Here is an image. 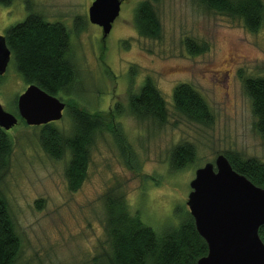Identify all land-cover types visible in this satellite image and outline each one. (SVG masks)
<instances>
[{"label": "rangeland", "instance_id": "obj_1", "mask_svg": "<svg viewBox=\"0 0 264 264\" xmlns=\"http://www.w3.org/2000/svg\"><path fill=\"white\" fill-rule=\"evenodd\" d=\"M91 1L0 4V34L23 20L29 9L48 21L61 22L69 31L68 55L77 71L68 87L69 98L88 110L106 113L115 102L126 105L128 89H135L148 75L167 102L168 121L158 127L127 112L114 115L134 153L136 168L125 165L112 134L99 133L90 150L86 177L71 191L64 176L68 154L50 157L38 142L39 127L18 118L6 130L12 149L0 177V191L20 240L14 264H94L93 257L106 245L102 194L114 183L125 191L130 210L160 232L188 210L189 181L197 167L224 150L264 162V141L254 129L255 117L239 77V73L264 75V24L250 32L240 21L206 11L195 0H159L155 7L160 36L146 38L133 25V10L140 0H123L103 36L101 27L88 20ZM185 38L205 41L208 49L190 54ZM179 82L190 83L203 96L214 116L210 126L174 112L171 91ZM27 85L10 57L0 76L2 107L16 115V97ZM54 123L66 133L71 126L64 110ZM184 140L193 143L196 157L172 170L169 151Z\"/></svg>", "mask_w": 264, "mask_h": 264}, {"label": "trees", "instance_id": "obj_2", "mask_svg": "<svg viewBox=\"0 0 264 264\" xmlns=\"http://www.w3.org/2000/svg\"><path fill=\"white\" fill-rule=\"evenodd\" d=\"M12 0H0L9 4ZM159 0H140L133 10V25L138 35L159 38L161 23L155 7ZM206 11L238 20L250 32L264 24V0H195ZM11 51L15 70L27 84L36 83L48 93L66 95L77 71L69 57V31L58 21H48L29 9L26 17L7 27L3 34ZM188 53L200 54L208 49L205 41L185 38ZM1 76V75H0ZM242 88L250 100L255 117L254 129L264 141V75L240 74ZM59 96V97H60ZM64 113L70 120L66 133L54 121L38 125V142L45 153L59 159L68 154L64 176L68 189H78L86 177L90 150L96 135L109 132L114 137L124 163L134 166L135 156L115 116L127 112L137 120L163 126L169 117L167 102L150 76H145L135 88L127 91L126 105L112 104L109 111H91L67 96ZM174 112L203 126L213 123V114L203 96L187 82H179L171 91ZM17 117L21 119L16 111ZM109 116V117H107ZM25 123V122H24ZM12 140L0 127V177L8 167ZM232 168L254 184L264 188V162L254 156H244L236 150L222 152ZM196 157L192 142L175 143L168 155L170 169L179 170ZM106 245L93 257L94 264H196L207 252L205 240L198 234L188 210L181 211L175 225L156 232L146 225L137 211L129 208L125 191L114 183L102 194ZM264 243V224L258 228ZM20 240L15 232L8 203L0 191V264H14Z\"/></svg>", "mask_w": 264, "mask_h": 264}, {"label": "water", "instance_id": "obj_3", "mask_svg": "<svg viewBox=\"0 0 264 264\" xmlns=\"http://www.w3.org/2000/svg\"><path fill=\"white\" fill-rule=\"evenodd\" d=\"M123 0H92L88 20L110 31ZM11 57L0 34V75ZM17 113L27 125L38 126L56 121L63 115L65 101L29 83L16 97ZM18 117L0 103V127L8 130ZM185 204L207 252L196 264H264V243L258 228L264 224V188L234 170L223 153L194 171Z\"/></svg>", "mask_w": 264, "mask_h": 264}]
</instances>
